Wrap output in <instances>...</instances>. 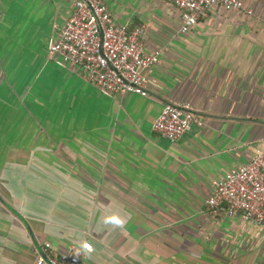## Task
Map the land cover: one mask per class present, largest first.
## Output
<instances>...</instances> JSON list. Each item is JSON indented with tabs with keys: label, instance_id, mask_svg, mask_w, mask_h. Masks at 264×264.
Returning <instances> with one entry per match:
<instances>
[{
	"label": "crops",
	"instance_id": "0c3cea01",
	"mask_svg": "<svg viewBox=\"0 0 264 264\" xmlns=\"http://www.w3.org/2000/svg\"><path fill=\"white\" fill-rule=\"evenodd\" d=\"M74 1L0 0V264L85 241L87 264H264V228L206 204L264 147V0H242L252 15L213 8L188 34L168 0H103L162 52L148 97L48 59ZM167 104L205 126L170 142L153 129Z\"/></svg>",
	"mask_w": 264,
	"mask_h": 264
},
{
	"label": "built area",
	"instance_id": "2783aa9c",
	"mask_svg": "<svg viewBox=\"0 0 264 264\" xmlns=\"http://www.w3.org/2000/svg\"><path fill=\"white\" fill-rule=\"evenodd\" d=\"M168 1L181 11L182 34L190 33L216 7L253 13L242 0ZM145 35L143 27L117 24L103 0H75L71 17L49 48L48 59L78 67L88 82L105 93L148 97L146 72L160 63L162 52H147ZM204 126L202 117L188 105L167 104L153 129L176 143ZM206 204L213 214L223 213L264 228V147L257 149L249 162L215 180ZM88 254L75 246L58 254L46 243L36 257V264H87Z\"/></svg>",
	"mask_w": 264,
	"mask_h": 264
},
{
	"label": "clouds",
	"instance_id": "9594fccd",
	"mask_svg": "<svg viewBox=\"0 0 264 264\" xmlns=\"http://www.w3.org/2000/svg\"><path fill=\"white\" fill-rule=\"evenodd\" d=\"M105 223H114L119 225L122 223V221L116 216H109L105 218ZM81 247L86 253H90L93 250L92 245L86 241L82 244Z\"/></svg>",
	"mask_w": 264,
	"mask_h": 264
}]
</instances>
